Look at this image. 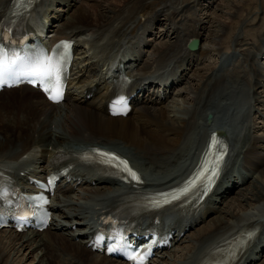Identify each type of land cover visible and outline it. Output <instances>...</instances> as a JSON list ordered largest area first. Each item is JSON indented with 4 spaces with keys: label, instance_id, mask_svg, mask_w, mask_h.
Wrapping results in <instances>:
<instances>
[{
    "label": "bare ground",
    "instance_id": "bare-ground-1",
    "mask_svg": "<svg viewBox=\"0 0 264 264\" xmlns=\"http://www.w3.org/2000/svg\"><path fill=\"white\" fill-rule=\"evenodd\" d=\"M91 1L93 4L86 6L77 5L73 0L45 2L41 17L60 21L53 26L56 38H84L77 50L78 83L62 104H53L28 87L0 93V162L18 159L31 146L40 145L43 152L38 158V171L44 172L48 154L56 149L75 150L101 144L132 157L146 181H150L149 186L165 188L179 182L189 168L197 164L209 132L218 128L231 144L232 163L227 164L226 174L233 176L235 166L240 167L237 161L241 160V173L234 178L248 187L241 189L239 197H235L230 206L224 202L226 192L223 193L222 187L218 188L210 205L213 211L210 222L191 236L188 233L176 241L178 246L189 241L179 256L172 254L174 250H167L152 264H196L201 260L202 264H207L212 256L230 258L233 253L224 255L219 253L220 249L248 227L262 230L259 243L253 248V253L258 250L261 253L264 250V148L259 150L253 143L251 124L244 129L254 103L264 104V92L258 90L264 88V60L258 57L257 46L256 50L250 44L243 47L245 42L239 44L242 47L235 46L232 59L239 60L238 67L231 69L233 63L228 65L229 61L223 58L221 68L195 80L191 91L196 94L190 101L182 98L185 95L181 94L182 89L174 96L171 90L162 95L159 88L150 85L128 117H111L103 111L102 95V98L87 102L82 99L83 82L95 81L97 75L102 83L105 82L101 67L109 56H125L130 65H136L138 75L150 78L165 64L176 62L178 67H186L189 65L187 61L201 59L211 51L219 53L223 42H218L221 38H215L212 47L201 44L198 54L183 50L182 42L187 38H201L199 31L187 36L183 22L187 19L183 18L187 6L182 5L184 1L116 0L120 3L118 5L110 3L111 0ZM8 2L0 0V13ZM234 2L227 0V7L231 8ZM35 10L37 14L39 11ZM158 12L169 16L175 35L170 33L175 39L156 47V58L143 61L134 46L136 35L139 28L152 29L151 20L156 19ZM179 15L180 22L176 23ZM147 41L144 42L148 45ZM234 41L241 42V35L238 34ZM126 49L133 50V53L126 54ZM100 53L102 60L95 62ZM240 61L243 62L240 64ZM209 113L213 118L208 123L206 117ZM237 128L240 129L239 140H233L230 133L232 129L236 132ZM121 194L120 184L59 186L57 197L61 207L56 210L58 219L44 233L16 234L12 230H0V264H126L97 252L91 253L81 240H77L82 238L80 234L88 226L89 218L95 215L96 207L114 201L113 196ZM65 223H77L78 227L69 228ZM260 257L258 255L256 262L246 259L244 264H264V259L258 263L263 256Z\"/></svg>",
    "mask_w": 264,
    "mask_h": 264
},
{
    "label": "rangeland",
    "instance_id": "rangeland-1",
    "mask_svg": "<svg viewBox=\"0 0 264 264\" xmlns=\"http://www.w3.org/2000/svg\"><path fill=\"white\" fill-rule=\"evenodd\" d=\"M111 1H110V3H112L114 5L120 4L116 0H114V1L111 0ZM169 1H171V0H169ZM176 1H184L185 4H182V5H184V6L187 5V6H185L186 10H185V15L183 17L185 19L187 18L186 20L183 21L185 23L186 33L190 34V31H192V29L199 27L201 25L203 26L202 46L212 47L214 39L216 38V40H219L221 38L220 39L221 41H218V42H220V43L223 42V44L221 46V50L225 51L226 48L229 46V42H231V43L233 42V40H234L233 38H234L235 33L236 34L241 33V35L245 39L244 40L245 43H253V42L258 43L259 36L261 35L262 32H264V0H237V1L234 0L235 5L232 6V7H234L233 10H232V7L231 8L227 7V5H228L227 0H197V1L196 0L195 1L194 0H172V2H176ZM87 4H93V1H91V0H78V3H77V5H85V6ZM227 11H231V13L227 14L226 13ZM176 17H177L175 20L176 23L180 22L179 19H181V16L179 15ZM168 18H169L168 15L161 12L160 15L158 16V20H160L161 22L157 23L156 26L154 27V29H153L154 33H147L146 34V37L151 42L150 45H148L146 47H142V50H143L142 55L146 54L145 55L146 60L147 59L151 60V58H156L158 56V54L155 53L156 47L165 45L166 42H169L171 40L174 41L175 37L172 35V34H174V32H173V30H171V27L169 25L170 20ZM153 25H154V23L152 24V26ZM142 32L144 33L143 35H145V33L147 32V31H145L144 27L138 29L137 35L142 34ZM170 32H172V34ZM263 35L264 34L262 33V36ZM218 36H220V37H218ZM187 40H188V38H187ZM226 43H228V44L226 45ZM185 44H186V42H182L183 48H185V46H184ZM254 49L256 50L255 45H254ZM215 61H217L216 51L209 53L204 58V60L202 59V63L199 64V67H204V69L201 71V73L203 74L202 76H205L207 74V71H208L207 69H209V67H212L215 65ZM198 68H196L195 70H193L191 72L190 78L188 79L189 83L191 84V85L189 84V86L192 88H193V85L195 84V80H193L192 78L194 75L199 74ZM262 89H263V87L259 88L258 90L260 91ZM260 92H264V91H260ZM191 93H190V96L192 97L194 94L192 95ZM181 96H183V95H181ZM187 99L190 100V98H187ZM262 112L264 113V111H261V114H262ZM257 125H258V132L260 134H263V136H264V129H260L262 124L257 123ZM236 132H237L236 135H238L240 133V129L237 128ZM0 139H2V136ZM262 145H264V142ZM239 191H241V190H239ZM236 194L237 193L231 194L228 199L229 200H232V199L235 200L236 199L235 197H237V196L239 197L240 193L238 195H236ZM234 200H232L226 204L228 206H230ZM212 217L213 216H211V218ZM205 224H207V223L204 222L202 225H200L199 226L200 229L203 228L205 226ZM199 227H197L198 228L197 230L192 231V233L190 232V236L194 232L198 231ZM188 243H189V241L187 242V244ZM184 245L182 248L185 247ZM27 258H28V255H26L25 259H27ZM29 260H30V257H29ZM29 260L27 262H29Z\"/></svg>",
    "mask_w": 264,
    "mask_h": 264
},
{
    "label": "snow or ice",
    "instance_id": "snow-or-ice-1",
    "mask_svg": "<svg viewBox=\"0 0 264 264\" xmlns=\"http://www.w3.org/2000/svg\"><path fill=\"white\" fill-rule=\"evenodd\" d=\"M55 71L53 66H47V67H40L38 69H35L32 73V75L37 76V77H51V75L53 74V72ZM3 74H4V65L2 62H0V82L3 81ZM106 156L109 154H105ZM118 158L117 157H112V162H117ZM123 165L124 168L127 169V162L126 161H118L117 166ZM129 174L132 176V178L134 179H138V177L136 176V174L134 172H132L131 169H127ZM212 175H215V170L213 169ZM200 177L198 176L197 179H199ZM186 190V189H185Z\"/></svg>",
    "mask_w": 264,
    "mask_h": 264
}]
</instances>
